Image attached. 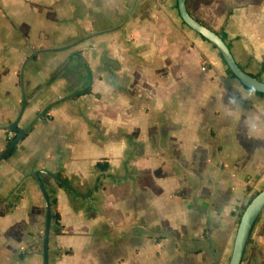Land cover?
I'll return each instance as SVG.
<instances>
[{
	"label": "crops",
	"instance_id": "crops-1",
	"mask_svg": "<svg viewBox=\"0 0 264 264\" xmlns=\"http://www.w3.org/2000/svg\"><path fill=\"white\" fill-rule=\"evenodd\" d=\"M186 7L264 81V0ZM25 60L17 125L33 123L0 160V264L43 263L36 170L59 213L48 264H222L237 207L264 188V94L177 0H0V125L17 119Z\"/></svg>",
	"mask_w": 264,
	"mask_h": 264
},
{
	"label": "water",
	"instance_id": "water-1",
	"mask_svg": "<svg viewBox=\"0 0 264 264\" xmlns=\"http://www.w3.org/2000/svg\"><path fill=\"white\" fill-rule=\"evenodd\" d=\"M177 8L178 13L181 18V20L194 32L202 36L204 39H206L208 42H210L218 52L221 54L224 62L226 63V66L230 69L232 74L238 81L246 88L263 93L264 94V81L259 80L258 78L248 74L245 72L234 60L232 53L227 46L224 39L215 31L208 28L198 20H196L194 17H192L189 12L187 11L186 7V0H177ZM36 51H32L31 55H34ZM26 60L22 64V67L20 69V90H21V98H20V109L17 116V119L13 121L12 123L0 125V128L7 129L8 131L14 132L16 134L15 139L10 143V145L0 154V160H3L6 155L9 153V151L24 137L26 131L29 129V127L32 125L30 123L25 128H20L17 125L18 119L22 115L26 105L28 104V101L26 99L24 84H23V71H24V64ZM62 99V97L59 98V100ZM51 107V104L47 105L44 109H42L38 115H42L44 111H46L48 108ZM40 173V170H36L31 173V177L36 181L38 187L40 188V191L43 196L44 205H45V227H44V233H43V263L42 264H48V242H49V232H50V225H51V206L49 201V195L39 179L38 174ZM264 208V188L258 191L248 202V204L245 206L244 210L242 211L234 239L232 244L231 253L229 256V260L227 264H241V260L244 254V250L250 235V232L252 230V227L259 216L260 212Z\"/></svg>",
	"mask_w": 264,
	"mask_h": 264
},
{
	"label": "rangeland",
	"instance_id": "rangeland-1",
	"mask_svg": "<svg viewBox=\"0 0 264 264\" xmlns=\"http://www.w3.org/2000/svg\"><path fill=\"white\" fill-rule=\"evenodd\" d=\"M261 189L262 187L257 188L253 192V194L260 191ZM246 202L247 200L237 207L236 218H235V221L233 223V226L230 230L229 237H228L229 238L228 245H227L228 250L225 254V258L223 259L222 264H227L229 260L236 227L239 221L237 218L240 217L239 213H242L243 211L242 206L246 204ZM241 264H264V208L260 212L259 216L257 217L252 227V230L250 232V235H249V238H248L245 250H244V254L241 260Z\"/></svg>",
	"mask_w": 264,
	"mask_h": 264
},
{
	"label": "trees",
	"instance_id": "trees-1",
	"mask_svg": "<svg viewBox=\"0 0 264 264\" xmlns=\"http://www.w3.org/2000/svg\"><path fill=\"white\" fill-rule=\"evenodd\" d=\"M219 55H220V57H221V59H222V62L224 63V65L226 66V63L224 62V60H223V58H222V56H221V54L219 53ZM264 64V63H263ZM226 71L230 74V75H232V76H234L233 74H232V72L230 71V69L226 66ZM89 89L88 88H85V89H82V90H80V91H78V92H76L74 95H80V94H82V93H84V92H87ZM45 114V112L42 114V115H44ZM32 126V125H31ZM30 126V127H31ZM29 127V128H30ZM29 130V129H28ZM7 132H9L8 130H7ZM10 133V132H9ZM15 137H16V134L15 133H13L12 135H11V139H9L8 141H7V146H9L10 145V143L15 139ZM15 148H16V145L9 151V153L7 154V156L8 155H10L14 150H15ZM98 166H101V164H98ZM54 176H55V178H56V180H57V183L60 185V186H64V187H66V188H68V186H69V182H68V180L65 178V177H62L59 173H54ZM257 193V192H256ZM256 193H254L249 199H248V201L246 202V204H244L243 206H242V210H244V208H245V206L248 204V202L251 200V198L256 194ZM49 201H50V206H51V212H50V217H51V219H53L55 222H58V220H59V213L56 211V201H55V199L53 198V197H51V196H49ZM240 214L241 213H239V216H240ZM239 218L240 217H238L237 219L239 220ZM55 232H57V231H59L58 229H55L54 230Z\"/></svg>",
	"mask_w": 264,
	"mask_h": 264
},
{
	"label": "built area",
	"instance_id": "built-area-1",
	"mask_svg": "<svg viewBox=\"0 0 264 264\" xmlns=\"http://www.w3.org/2000/svg\"><path fill=\"white\" fill-rule=\"evenodd\" d=\"M7 138H8V140L11 139V135H9Z\"/></svg>",
	"mask_w": 264,
	"mask_h": 264
}]
</instances>
